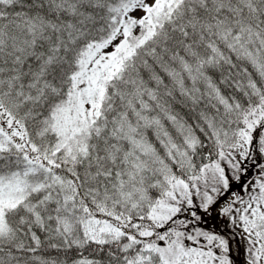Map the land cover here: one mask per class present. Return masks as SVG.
I'll return each instance as SVG.
<instances>
[{
  "label": "snow or ice",
  "instance_id": "obj_1",
  "mask_svg": "<svg viewBox=\"0 0 264 264\" xmlns=\"http://www.w3.org/2000/svg\"><path fill=\"white\" fill-rule=\"evenodd\" d=\"M221 204L264 264V0H0V264H236Z\"/></svg>",
  "mask_w": 264,
  "mask_h": 264
},
{
  "label": "trees",
  "instance_id": "obj_2",
  "mask_svg": "<svg viewBox=\"0 0 264 264\" xmlns=\"http://www.w3.org/2000/svg\"><path fill=\"white\" fill-rule=\"evenodd\" d=\"M242 167H246L247 171L242 174L239 184L234 185V190L236 191L240 190L241 185L253 182L256 176L259 174L258 167L253 166L251 161L243 162ZM221 206L222 204L216 206L215 211L210 214L211 218L208 219L207 223L204 224L203 227L206 230L215 229L218 232L229 234L231 239V248L233 251V259L236 261V264H244L246 252L244 241L240 239V230L237 229L235 236H231L229 232L231 226L229 225L228 220L223 216L218 215Z\"/></svg>",
  "mask_w": 264,
  "mask_h": 264
}]
</instances>
